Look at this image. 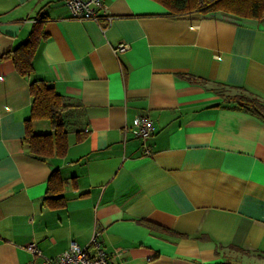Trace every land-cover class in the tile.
<instances>
[{
	"label": "crops",
	"instance_id": "obj_1",
	"mask_svg": "<svg viewBox=\"0 0 264 264\" xmlns=\"http://www.w3.org/2000/svg\"><path fill=\"white\" fill-rule=\"evenodd\" d=\"M96 13L0 0V264H43L27 244L53 259L95 230L111 264H264V117L225 100L240 89L264 101V17H171L153 0ZM34 31L28 78L2 57ZM31 80L62 99L64 155L26 142ZM139 115L153 122L150 156ZM31 128L54 132L46 119Z\"/></svg>",
	"mask_w": 264,
	"mask_h": 264
},
{
	"label": "trees",
	"instance_id": "obj_2",
	"mask_svg": "<svg viewBox=\"0 0 264 264\" xmlns=\"http://www.w3.org/2000/svg\"><path fill=\"white\" fill-rule=\"evenodd\" d=\"M168 11L171 17L184 16L190 13L206 14L211 11H222L238 17L258 19L264 17V0H153ZM43 37V36H41ZM40 42V35L33 32L30 37L14 50L3 55L10 58L19 75L30 77L33 70L32 59ZM237 94L227 92L225 100L234 108H239L254 115L264 117V101L236 89ZM30 93L33 99L30 117L27 122L26 142L32 153L49 156L52 152L64 155L67 149L66 131L57 113L61 110L62 99L52 88L41 80H31ZM46 119L54 124V132L48 135H34L31 128L33 120ZM59 182L51 177L50 185ZM52 183V184H51Z\"/></svg>",
	"mask_w": 264,
	"mask_h": 264
},
{
	"label": "built area",
	"instance_id": "obj_3",
	"mask_svg": "<svg viewBox=\"0 0 264 264\" xmlns=\"http://www.w3.org/2000/svg\"><path fill=\"white\" fill-rule=\"evenodd\" d=\"M104 0H63L64 5L68 9L69 16L75 20H94L97 21L100 17L97 11L103 9ZM102 29L107 27L112 18L105 15L102 16ZM128 45L120 44L114 52H123L128 49ZM134 133L143 144V153L145 156H150L151 151L146 144L154 132L153 122L147 115H139L133 119ZM98 231H93L88 245L82 247L75 242L70 243L67 250L58 255L56 258L49 259L42 255L35 243L26 245V250L33 257H41L43 264H111L108 260L106 252L102 247Z\"/></svg>",
	"mask_w": 264,
	"mask_h": 264
},
{
	"label": "rangeland",
	"instance_id": "obj_4",
	"mask_svg": "<svg viewBox=\"0 0 264 264\" xmlns=\"http://www.w3.org/2000/svg\"><path fill=\"white\" fill-rule=\"evenodd\" d=\"M229 92L230 94L234 95V94H237L238 92L237 91H227ZM244 255V254H243ZM244 258H247V260H251L253 262L257 261V257L254 256V255H249V256H244Z\"/></svg>",
	"mask_w": 264,
	"mask_h": 264
}]
</instances>
